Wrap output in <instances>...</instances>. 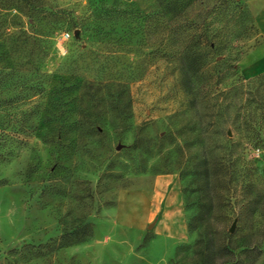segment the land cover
<instances>
[{"label":"rangeland","instance_id":"1","mask_svg":"<svg viewBox=\"0 0 264 264\" xmlns=\"http://www.w3.org/2000/svg\"><path fill=\"white\" fill-rule=\"evenodd\" d=\"M203 1L191 18L218 2ZM24 5L0 0V264H206L202 233L215 248L232 239L226 264H264V161L249 147L233 160L234 180L260 187L207 180L154 0ZM240 46L239 73H264L263 37Z\"/></svg>","mask_w":264,"mask_h":264},{"label":"trees","instance_id":"2","mask_svg":"<svg viewBox=\"0 0 264 264\" xmlns=\"http://www.w3.org/2000/svg\"><path fill=\"white\" fill-rule=\"evenodd\" d=\"M8 2L14 10L25 13L24 3L28 0ZM197 2L207 7L203 0H154L152 14L157 20H165L173 41L172 86L180 93V105L189 119L185 129L193 135L189 145L195 144L196 158L203 157L199 164L205 166L207 180L213 176L225 187L239 183L242 187H260L261 179L248 178L241 182L232 177L234 157L245 154L248 147L259 154V161H264V73L246 79L237 68L244 48L238 46L253 34L260 36L255 16L245 0H218L210 11L206 9L203 18H191L189 10ZM31 12V18L38 14L35 9ZM7 102L0 98V106ZM178 113L181 112L176 116ZM233 131L240 140L231 136ZM209 211L212 208L200 209L190 217V233L206 227L204 218ZM81 230L71 240L63 237L61 246L85 241L90 232L87 226ZM216 233L221 232L216 230ZM205 236L202 233L197 239L196 248L208 257L206 264H226L223 258L233 254L232 239L215 248L214 238L206 240ZM220 257L222 260L218 261Z\"/></svg>","mask_w":264,"mask_h":264},{"label":"crops","instance_id":"3","mask_svg":"<svg viewBox=\"0 0 264 264\" xmlns=\"http://www.w3.org/2000/svg\"><path fill=\"white\" fill-rule=\"evenodd\" d=\"M247 3L251 9V11L253 12V14L255 15V19H256V25L260 31V35L263 37L264 39V0H247ZM264 62V61H263ZM170 184L169 187H179V185L176 183V180L170 179ZM176 191L174 193V197H176ZM177 199H175V203L176 204ZM178 205V202H177Z\"/></svg>","mask_w":264,"mask_h":264}]
</instances>
